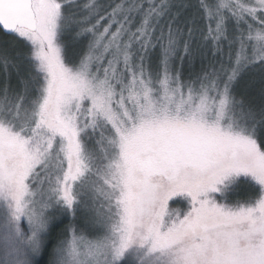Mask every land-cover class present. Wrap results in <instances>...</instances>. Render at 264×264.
<instances>
[{
  "label": "rangeland",
  "instance_id": "374dc122",
  "mask_svg": "<svg viewBox=\"0 0 264 264\" xmlns=\"http://www.w3.org/2000/svg\"><path fill=\"white\" fill-rule=\"evenodd\" d=\"M97 1L33 0L37 31L0 34V264H32L57 227L53 264H264V89L250 84L264 78V0H195L224 53L218 82L196 87L174 66L158 78L164 57H136L125 35L138 25L148 41L166 0ZM24 48L37 95L26 105L32 82L5 106L29 73ZM170 153L177 172L147 173Z\"/></svg>",
  "mask_w": 264,
  "mask_h": 264
},
{
  "label": "trees",
  "instance_id": "16d2710c",
  "mask_svg": "<svg viewBox=\"0 0 264 264\" xmlns=\"http://www.w3.org/2000/svg\"><path fill=\"white\" fill-rule=\"evenodd\" d=\"M114 1L116 0H98L96 2V7L102 4L104 5L103 10H110L109 7L113 5ZM80 2L81 1H79V3ZM200 4L201 3L195 0H185L183 2H181L180 0H166V2H164L162 6L158 8L161 11V17L159 21L152 23L155 14L152 16L150 15L149 22H147V25L144 26V28H146L148 41H136V38L140 35L138 30H136L138 25L133 27L134 30L132 31V33L125 29V35H133L134 33V48L135 51H137L135 55L136 57H164L165 61L163 60V62L165 65L160 71L158 78H160L164 73L169 72L173 74V70H171L169 67L174 66L175 70L179 71L181 80L188 83V85H186L187 87H196L199 85H206L208 83L216 84L218 82L216 80V71L219 66L218 60L220 59L219 57H224V53L221 54L219 45L213 44L208 39L207 24H204L206 22L208 23V19L206 16L207 11H205L204 7H202L203 9H201ZM83 6H77V8L73 9L76 12L74 14L75 17L77 18V20L83 18V24L85 25H88L89 22L93 23L96 18L92 17L89 14H94V12H82ZM88 8H90V6ZM88 16L92 17L90 18L91 21L87 18ZM245 19L247 22H252V20L248 17H246ZM209 21H212V18H210ZM252 26L255 27L257 25ZM70 27L73 28L72 25H69V27L67 28L64 27L63 32H65ZM212 31V27L209 28V33L211 34V36ZM0 34L5 38L13 39L11 36L5 35L1 30ZM74 41L76 40H74V37H72L70 33H66L65 36L62 34L65 60L69 64L77 66L80 64V58L78 57L81 56L79 54L81 50L78 51L74 48ZM20 55L21 57L17 58L22 61L26 67H28L29 73L22 75L21 82L17 81V85H15L16 90L12 91L13 93L9 94L8 92H6V94H3L2 99H4V101H9L5 103V106H8V103L11 102L13 104L16 101L17 103L20 102L19 100L22 97L24 98L25 93H28L31 89H33L32 93L26 94V105L29 104L30 101H32L37 95L36 85L38 84L39 77L37 75L35 66L31 62L29 57H27L26 48L22 49ZM174 57L179 58H177L176 62H173L172 64L171 61ZM188 57H192V59H189ZM250 81L253 91L259 92L264 89V78L262 79V77H253L250 79ZM32 82L34 83V85L32 84L30 86L29 84ZM26 86H30L31 89L29 87V89L24 90ZM261 111L262 114L260 115V118L264 120V105L261 107ZM253 188L256 191L254 192L255 195L252 198L240 195L236 202H245L247 200H252L253 198H255L258 195V189L255 187ZM251 194L252 193H250V195ZM52 233L53 234L51 235L46 246L40 251V253H38L36 257H33L32 264H53V258L55 255L57 244L64 237H66L67 234L66 232L60 233L59 227L55 228Z\"/></svg>",
  "mask_w": 264,
  "mask_h": 264
},
{
  "label": "water",
  "instance_id": "95a60500",
  "mask_svg": "<svg viewBox=\"0 0 264 264\" xmlns=\"http://www.w3.org/2000/svg\"><path fill=\"white\" fill-rule=\"evenodd\" d=\"M37 15L33 0H0V30L8 36L21 30L36 32Z\"/></svg>",
  "mask_w": 264,
  "mask_h": 264
},
{
  "label": "flooded vegetation",
  "instance_id": "af4514ba",
  "mask_svg": "<svg viewBox=\"0 0 264 264\" xmlns=\"http://www.w3.org/2000/svg\"><path fill=\"white\" fill-rule=\"evenodd\" d=\"M191 149V152L186 155L187 158H190V161L193 163V165H196L199 159V155L197 154L195 148L193 146L189 147ZM196 152L195 157H192V153ZM178 155V154H177ZM185 162L182 158L174 157L172 153L168 155H163V157H160L159 159H156L154 161H148L147 166V173L152 174L151 172L157 171V172H177L179 169V166L183 165Z\"/></svg>",
  "mask_w": 264,
  "mask_h": 264
}]
</instances>
